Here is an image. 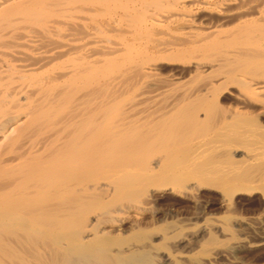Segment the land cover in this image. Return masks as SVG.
I'll list each match as a JSON object with an SVG mask.
<instances>
[{
	"label": "bare ground",
	"instance_id": "6f19581e",
	"mask_svg": "<svg viewBox=\"0 0 264 264\" xmlns=\"http://www.w3.org/2000/svg\"><path fill=\"white\" fill-rule=\"evenodd\" d=\"M0 264H264V0H0Z\"/></svg>",
	"mask_w": 264,
	"mask_h": 264
},
{
	"label": "rangeland",
	"instance_id": "374dc122",
	"mask_svg": "<svg viewBox=\"0 0 264 264\" xmlns=\"http://www.w3.org/2000/svg\"><path fill=\"white\" fill-rule=\"evenodd\" d=\"M207 193H209V194H207V195L205 194L204 196H206V197L203 196L201 199L203 201V203L205 202L204 203L205 205L200 206L199 207L200 209L196 208V207L194 208L192 205L188 204L187 202H185L183 200H180V199H177L174 197H167L162 204H158L155 206L154 211H157V213H158L157 216H159L161 219L164 218V220L167 219L169 221H171V220L175 221L176 220V222L178 221L177 223L178 224L180 223V225H187L188 221H190V223L188 224V227L189 226L191 227L197 223L201 224L203 222V220L206 218L213 219V218H219V217H222L223 215H225V213L222 210H220L218 208V206L216 205V202L218 200V198H217L218 195L216 193H212V192H211L212 194L210 192H207ZM209 201L212 204H209L210 203ZM175 202H177V203H175ZM258 202H259V200H257L256 198H252V197H250L249 199H248V197L243 198L240 201L238 207L235 208L236 210L235 209L233 210V212H234L233 215L235 216V219L249 218V217H253V216L257 215L259 212H261V210H258V207L260 209V205ZM207 204H208V206H207ZM237 211H238V213H237ZM194 213H196V214H194ZM235 229L237 230L238 227H235Z\"/></svg>",
	"mask_w": 264,
	"mask_h": 264
}]
</instances>
